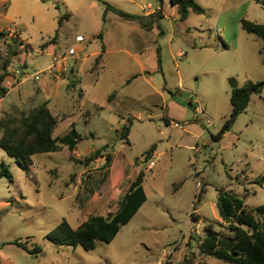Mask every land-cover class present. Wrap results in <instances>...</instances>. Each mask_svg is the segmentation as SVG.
<instances>
[{
    "label": "rangeland",
    "instance_id": "1",
    "mask_svg": "<svg viewBox=\"0 0 264 264\" xmlns=\"http://www.w3.org/2000/svg\"><path fill=\"white\" fill-rule=\"evenodd\" d=\"M104 1L131 14L143 13L148 2L160 5L156 0ZM196 1L204 14L192 12L181 21L178 8L170 4L166 16L156 18L148 45L160 48L162 69L145 73L132 57L119 52L108 54L104 69H92L97 57L93 53L100 50V32L112 36L116 45L131 46L139 42L141 29H150L151 19L144 25L106 12L102 0L14 2L18 18L12 27L18 26L19 33L13 37L28 48L12 57L22 83L12 88L0 109L22 105L29 94H34L31 105L43 104L52 84L44 94L35 92L61 71L59 65L53 67L56 56L64 57L68 69L63 73L75 68L86 95L82 97L79 88L61 86L48 104L59 121L56 137L74 126L82 135L76 152L64 145L56 152L39 153L24 169L0 147V171L5 164L12 174V179L0 178V264H231L203 253L200 244L209 223L222 234L231 233L217 207L221 190L233 191L251 208L264 206V183H258L264 176V87L252 94L222 139L215 137L233 110L229 79L234 77L239 86L264 81L263 41L241 25L242 19L264 24V0ZM66 13L72 15L59 28L58 20ZM157 23L164 34L159 35ZM57 29L56 43L42 47ZM13 40L0 36L2 58L10 53ZM75 44L83 49L75 52ZM113 92L116 100L109 102ZM173 97L186 99L184 109L172 108L181 127L164 119ZM208 119L213 121L210 126ZM131 122L126 143L121 134ZM2 132L0 128V137ZM153 145L156 155L146 159ZM98 150L95 159L87 160ZM140 170L146 172L147 201L114 241H98L95 249L86 250L58 246L48 238L63 219L75 227L87 219L94 210H86L88 205L96 206V214L116 211ZM115 191L119 195L113 198ZM258 217L264 220L263 214ZM14 240L42 251L36 256L11 243Z\"/></svg>",
    "mask_w": 264,
    "mask_h": 264
},
{
    "label": "trees",
    "instance_id": "2",
    "mask_svg": "<svg viewBox=\"0 0 264 264\" xmlns=\"http://www.w3.org/2000/svg\"><path fill=\"white\" fill-rule=\"evenodd\" d=\"M102 1L106 6V10H112L126 19H139L144 21L143 16L131 14L107 1ZM171 1L173 5L178 7L179 19L181 21L186 20L191 11L198 14H204L206 11L196 0ZM157 15L159 18L163 17L160 12ZM69 16L70 14L66 13L63 17L59 18V27L62 26L64 18H68ZM241 25L248 33L260 37L264 44L263 23L242 19ZM6 35V31H0L2 38ZM58 35L59 29H57L55 36L49 42L44 43L42 47L55 43ZM12 38L14 39V45H10L12 46L10 53L5 58L0 56V63H3V70L0 72V99L5 97L9 92V88L5 86V82L10 75L8 68L12 64V57L20 54L23 51L22 49L28 48L23 40H18L17 37ZM224 46L227 47L225 44ZM101 58L102 54L97 57V61ZM76 83L77 81L70 77L68 89H74ZM229 83L231 85V104L233 110L226 119L222 130L215 136L218 140L222 139L225 132L232 127L238 116L247 109L252 94L262 91L264 87V81H249L245 85L239 86L234 77L229 79ZM115 96L116 92L111 93L108 97L109 101ZM189 105L192 106L191 101ZM165 119L168 121L167 117ZM58 122L57 116L52 113L47 102L35 106L27 112H22L20 116L8 114L0 118V128L3 130L2 136L0 137V147L10 157L18 160L20 166L24 169H28L33 164L34 155L56 152L63 149L61 143L69 146L71 151L74 150L76 144L81 139V135L74 126L64 138L59 139L58 137H54V130ZM130 131V125L125 126L122 131L121 136L126 143L130 142ZM154 151L155 146L153 145L147 151L146 159H150ZM98 153H100L99 150L95 152L94 156L88 157L87 160L95 159ZM110 162L111 158L108 155L106 156L105 164L109 166ZM3 176H8L12 179V174L5 164H3V168L0 171V178ZM145 176L146 172L140 170L136 177L131 180L129 189L120 199L119 207L116 211L109 212L108 214H96V206L88 205L86 210L89 207H93L94 210H90L87 219L84 218L76 227L71 225L68 220L63 219L57 228L48 234V238L58 246H82L86 250L95 249L98 241L106 243L114 241L122 227L133 219L147 200V194L143 185ZM258 183H264V176L258 179ZM117 195L119 193L115 191L113 198ZM217 207L220 217L228 223L231 233L222 234L215 230L210 223L207 224L206 236L200 244L201 251L231 264H264V220L258 217V213L264 216V206L251 208L246 205L244 199L240 198L233 191L221 190ZM11 243L22 247L36 256L42 251L38 245L30 249L26 243L19 240H14Z\"/></svg>",
    "mask_w": 264,
    "mask_h": 264
},
{
    "label": "crops",
    "instance_id": "3",
    "mask_svg": "<svg viewBox=\"0 0 264 264\" xmlns=\"http://www.w3.org/2000/svg\"><path fill=\"white\" fill-rule=\"evenodd\" d=\"M15 1H18V0H0V31L7 30V35L4 37V39H6V37L7 38H11L13 36H16V35H18L17 33H19L18 30H17L18 26L12 27V25H15L16 19L18 18V16H17L18 14L13 8ZM156 1H159L160 5H158V4L156 5L153 2H148L146 5L142 6L143 13H141V14L137 13L136 14V15L143 16L144 22H145L144 25H146L149 22L150 19H151V22L147 26V28H150L148 31L145 32V31H143V29H141L142 30L141 31V36L138 39L139 42H135L134 45L127 46V47L116 45L113 42L112 36L106 35V34H105V36H103V32H100L101 35L99 34V37L101 39V47H100V50L97 49L93 54L96 55L97 57L100 54H102V58L99 61H97V57H96L95 64H94L92 69H100V68L104 69L105 68V60H106L108 54H110L111 52L125 53V54L129 55L130 57H132L139 64L140 70L144 71V73L148 72L150 70L159 71V70L162 69V60H161L160 48L158 46L154 47L153 45H148L149 43H151V39L149 38L148 33L154 30V23H155L156 18H157V20H160L161 18L166 16V10H167L168 5L171 4L172 7H177V6L173 5L171 0H156ZM107 11H111V12L115 13L112 10H106V12ZM158 12H160L163 15V17L159 18L158 15H157ZM192 12H194V11H191L190 13H192ZM21 13L22 12L20 11L19 15H21ZM71 15L72 14H70L69 18L71 17ZM153 15H155V16L152 17ZM69 18H67V19H69ZM178 18H179V14H178ZM104 20H105V16H104ZM129 20H136V19H129ZM58 23H59V20H58ZM157 26H158V29H159V32H158L159 35L164 34L165 31H164L163 28H161V25L159 23H157ZM78 36H81V35H77V37ZM222 40H221L220 44L224 48H228V46ZM156 42H158V41H156ZM154 43H155V41H154ZM224 44L227 47H225ZM103 46H104V51H103ZM73 48H74L75 52L81 51L83 49V47L78 46V44H75ZM183 52L184 51H180V54H182ZM184 53L186 55V52H184ZM86 58L87 57H85L84 59H86ZM25 66H27V64H25ZM8 69H9V72L14 70L12 68V65H10ZM2 70L0 68V72H2ZM70 77H72L74 80L77 81L76 86L74 87V89H68V84H69ZM53 79L54 80H49V81L46 80L47 82L43 83L42 85H39L37 87V89H36V92H35V95L44 94L45 91L48 90V88H49L48 86L52 84V89H51V91H50V93H49V95L47 97V100L45 101V102H47V105L50 104V101H51L50 96H56L58 94V89L61 86H65L66 89L70 90V91L71 90L75 91L77 88H79L80 89V95L82 97H85L86 94L84 92V89L82 87H79L82 81H81V78L79 77L78 73L76 72L75 68H72L70 70V73H68V72L67 73H63L62 71L57 72V74L56 73L54 74V78ZM65 79L68 82H66ZM130 81H131V79L128 80L127 83H130ZM20 83H22V81H20V80H19V82L12 83V84H8V82L6 81L5 82V86H7L9 88V92L7 93V95L11 92L12 88L19 87ZM7 95L0 99V103L3 102V100L7 97ZM33 95H30V94L28 95L27 99H29V100H27V99L26 100H21L22 105H20V106L13 105L9 109L1 107V109H0V111H1L0 118L5 116L6 114L20 116L22 114V112H27L30 109L34 108L35 106L31 105L32 96ZM114 100H116V96L111 101H109V99H108L109 102H112ZM185 102H186V99L183 98V97L182 98L181 97L180 98L179 97H173L172 98V100L168 103V106L165 108L166 114L164 115V119L167 117L168 121L165 119V122L167 124H172V122H174V120H178V117L176 115L172 114V108L173 107H179V108H183L184 109ZM190 125H191V123L188 124L187 126H190ZM131 126H132V122L130 124V127ZM70 131L71 130H69L67 134H69ZM54 132H55V130H54ZM67 134H65L63 136H58V138L62 139ZM91 134H93V133L89 132L88 135L91 136ZM54 137H56V136L54 135ZM81 138H82V135H81ZM61 145L64 148V145H66V144H62L61 143ZM76 147H77V144H76ZM76 147H75L74 150H72V151L70 150V151L71 152H76ZM154 155H156V150L153 153V156ZM153 168H150V166H149V169H153ZM194 205L195 204H193V206Z\"/></svg>",
    "mask_w": 264,
    "mask_h": 264
},
{
    "label": "built area",
    "instance_id": "4",
    "mask_svg": "<svg viewBox=\"0 0 264 264\" xmlns=\"http://www.w3.org/2000/svg\"><path fill=\"white\" fill-rule=\"evenodd\" d=\"M78 39H83V37L82 36H78ZM181 55L184 56L185 53L183 52ZM63 61H64V57H62V58L57 57V56L54 57L53 67H55L57 69V66L59 65L60 68H61V71H66L68 68H67V65L65 63H63ZM18 72H19L18 69H15V70H13V71L10 72V75H9V77L7 79L8 84H12V83L19 82V80H17V73ZM35 78L36 79H39L40 78V75L37 73L35 75ZM212 124H213V121L211 119H208V126H210ZM174 125L177 126V127H181L182 126L179 122H174ZM154 165H155V161H151L150 164H149L150 168H153Z\"/></svg>",
    "mask_w": 264,
    "mask_h": 264
}]
</instances>
